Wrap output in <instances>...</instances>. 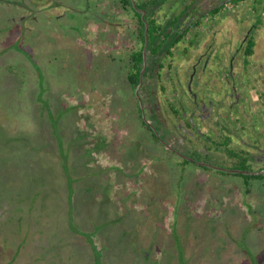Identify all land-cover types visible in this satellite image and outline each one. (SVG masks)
Here are the masks:
<instances>
[{
	"label": "rangeland",
	"instance_id": "obj_1",
	"mask_svg": "<svg viewBox=\"0 0 264 264\" xmlns=\"http://www.w3.org/2000/svg\"><path fill=\"white\" fill-rule=\"evenodd\" d=\"M176 2H165L155 17L164 21ZM242 2L206 23L218 22L220 38L227 44L236 40L233 48L250 26L246 13L260 6L256 0ZM28 9L34 16L23 18ZM258 26L256 54L264 47V21ZM137 28L135 13L123 0H0V264L10 263L20 243H31L33 251L23 248L14 264H95L84 235L75 238L68 230L74 209L83 219L92 207L95 222L104 220L98 215L101 203L96 206L85 191L92 188L110 190V221L128 209L142 210L138 228L148 257L157 258L153 264H253L244 245L264 264V180L253 179L247 191L242 175L219 171L224 178L182 162L141 130L127 81L128 54L141 46ZM54 122L64 158L70 157L68 169L59 162ZM83 134L89 136L86 147H95L99 137L109 142L94 154L102 168L83 165L92 155L79 144ZM108 226L98 230L105 240ZM175 228L179 240L174 234L172 247ZM213 228L207 247L204 238H194ZM109 233L115 239V232ZM178 248L179 260L173 252ZM106 250L104 264H117L111 246ZM146 264L152 261L147 258Z\"/></svg>",
	"mask_w": 264,
	"mask_h": 264
},
{
	"label": "flooded vegetation",
	"instance_id": "obj_2",
	"mask_svg": "<svg viewBox=\"0 0 264 264\" xmlns=\"http://www.w3.org/2000/svg\"><path fill=\"white\" fill-rule=\"evenodd\" d=\"M175 1L177 7L174 5V12L167 16L173 17L174 22L172 52L157 54L147 46L148 61L141 75L145 38L136 86L128 76L132 56L141 46L128 54L131 68L127 81L139 107L141 130L148 131L154 145H162L182 158V162L188 160L185 163H193L205 171L264 176V47L258 54L246 52L249 40L252 37L255 40V31L264 21V0L246 13L251 19L250 26L242 30L234 48L236 40L227 44L220 38L221 27L215 29L218 22L209 27L206 23L219 17L221 11L242 6L246 0ZM38 3L42 4V0ZM28 10L30 13H23V18L27 14L34 16ZM233 13L236 12L228 16H234ZM205 84L209 86L207 90L203 89ZM158 95L165 102L164 108ZM222 173L219 175L225 178Z\"/></svg>",
	"mask_w": 264,
	"mask_h": 264
},
{
	"label": "trees",
	"instance_id": "obj_3",
	"mask_svg": "<svg viewBox=\"0 0 264 264\" xmlns=\"http://www.w3.org/2000/svg\"><path fill=\"white\" fill-rule=\"evenodd\" d=\"M133 1L135 2V5H134ZM166 1L167 0H149V1H145V2L144 1L139 2L138 0H123V2L125 4H129L131 6V8L133 9V11L135 13V16H136L137 21H138L137 35H138V38H140L142 40V45H141L140 49L137 50L136 52H134V55L132 56L133 65L131 68V72L129 73V76H128V79L130 80V82L134 86H136L139 82L140 70L142 68L143 47H144L145 38H146L145 20L149 23V27H148V30H149L148 31V38H149L148 49L152 50L154 53H157V54L166 53L169 55L172 52V47L175 44V41L173 40V30H172L173 23H174L173 17H167L162 22L159 21V19L155 17L157 10H160L161 4H163ZM262 1L263 0H257L256 2H258V4H261ZM143 9H145L147 11V13L145 15V20L142 18V10ZM254 46H255V40L252 37L247 44L246 52L248 54H252L254 51ZM49 114H50V116H52V119H54L53 112L51 111ZM52 124L55 128L54 134H55V137L58 141V147H60V148H58L60 150V153H61L58 155L60 157L59 162L61 165H63V164L66 165V169H68L67 164L70 163V157L67 154L66 159L64 158L63 151H62L63 147L61 145L60 138L58 137V134L56 133L55 122ZM88 137L89 136H86L85 134H83L82 138H81V139H83V141L81 143L79 142V144L83 148H85V151H87V150H88V152L91 151L92 155H91V159L87 158L86 160H83L82 163H83V165L85 164L86 168H90L91 164L98 165L101 167L100 164L94 163V161L96 162L94 154H95V151L96 152L98 150L102 151L101 150L103 148L102 146L107 147L109 145V142L105 141V139L103 140L102 138L99 137L98 141L95 142V143H97L95 145V147L93 146V148H90L88 146L86 147V144L84 142L85 139ZM89 144H90V141H89ZM90 161H91V163H90ZM185 162H188V160H185ZM71 164H74V163H71ZM103 169L108 171L107 168H103ZM118 170H120V168ZM66 172H67V176H66L67 178L66 179L68 180L67 182H70V178H68L69 176L71 177L70 170L69 171L66 170ZM106 173L109 176V173L108 172H106ZM72 174H73V171H72ZM240 175L244 176L243 178L245 180V183H243L244 184L243 186L244 187L246 186L245 189L247 191H249V189L251 187L249 185L251 184L250 182H252L251 181L252 179L264 177L262 175H252V174H244V173H241ZM71 184L73 185L74 183H71ZM87 187L91 189L92 185H91V187H90V185H88ZM92 189L93 190L91 192H89L88 190H85V191L88 193H91L95 197V199H91V200H93V202H96V206H97V204L101 203L100 207L102 208V212H99L98 215H101V213H103L104 214V216H103L104 220L101 219V221H98L97 223L95 222L96 216H95V214L92 215V212H93L92 207L88 208L89 213L85 214L83 219H82V215L79 216V219H78V211H76L74 209V212L68 217V223H69L68 230L72 229L74 231L73 232L70 230L71 232H73V235L75 238H77L75 235H77L80 238H81V236L84 235L83 237H85L86 243H88L90 245V248L92 249V252L94 254L95 264H102V263L104 264L105 250L108 247L110 248V246L112 249L111 254L113 255L112 259H116L117 264H140L141 260H143V264H146L147 258L150 261H152V264L154 262H157L156 257H155L156 260L155 259L153 260V256L152 255L150 256V254L148 257V255H147L148 246L144 245V242L142 241L143 238L140 235V231L142 229H141V227L138 228V221L141 220V218L139 219V218H137V216L139 215V213L142 210H137L136 208H132L131 210L128 209L127 211H125V213H123L121 215H116V220L110 221L106 217V215L110 214V212L107 213L108 207L112 206V199H109V191L110 190L106 191V189H108V188L103 189V190H98V191L95 190L94 188H92ZM95 192H96V196H95ZM98 194H101L100 197L98 196ZM78 197H79V194H78ZM78 197H76V198H78ZM78 199H80V197ZM75 200H77V199H75ZM67 202H72V204H73L72 199H67ZM249 212L252 215L255 214V212H256V211H254V208L252 205H250ZM110 216L113 217V215H110ZM177 220H178V217H177ZM103 221H104V223H102ZM161 221H162L161 226L164 228V223H163L164 217L161 218ZM118 222H119V224L117 226H115ZM88 224L90 225V229L88 228ZM108 224H109V226H108L109 228L107 230H110V231H108V236H107L108 239L105 240L106 237L103 236L102 234H100L99 229H101L100 228L101 225H102L103 229H106L105 225H108ZM215 229L216 228H213L212 232L209 229L208 233H200V234L197 233L194 235V238L195 239L199 238V240L204 238V242L206 244L205 247H207L208 240H209L210 236L212 234H214V232H216ZM175 230H176V228L172 232V236H171L172 247H173L174 234H176V233L178 234V235H175L177 237V239L179 236V231L177 230V232H175ZM111 231L115 232L113 234L115 236V239H110V237H109L110 233L109 232H111ZM81 233H83V234L81 235ZM189 235H187L186 238H188ZM195 239H194V241H197ZM25 244L26 243H20V245H18L17 253L13 254L9 264H12V263L14 264L16 261H18L17 256H19L20 253L25 251V249L22 251L23 248H27V249L29 248L27 252L29 253V251H30L31 252L30 254H32V251H33L32 244L27 243L26 246H25ZM65 244H59V246H63ZM244 248L249 253V256L251 258H253V264H259L258 261L256 260V257L250 253L248 248L246 249L245 245H244ZM173 252H174L175 258L177 257V255L179 253L180 254L183 253L181 248H178V250L176 249ZM153 254H154V251H153ZM31 257H32V255H31ZM128 260H129V262H128ZM178 260H179V258H178ZM160 262H161V259H160Z\"/></svg>",
	"mask_w": 264,
	"mask_h": 264
},
{
	"label": "water",
	"instance_id": "obj_4",
	"mask_svg": "<svg viewBox=\"0 0 264 264\" xmlns=\"http://www.w3.org/2000/svg\"><path fill=\"white\" fill-rule=\"evenodd\" d=\"M133 3H134V5H135V2L133 1ZM145 13H146V10H142V18L145 20ZM145 24H146V26H145V34H146V43H145V47H144V67H143V69H142V73H141V75H143V72H144V70H145V67H146V63H147V56H146V52H147V46H148V27H149V23L145 20ZM141 84H142V82H140V84H139V86H138V88H137V95L139 96V92H138V90H139V88H140V86H141ZM140 103H141V105L143 106V104H142V100H141V98H140ZM236 171H240L239 169H237ZM244 172L245 173H260V171L258 172H251V171H246V170H244Z\"/></svg>",
	"mask_w": 264,
	"mask_h": 264
}]
</instances>
